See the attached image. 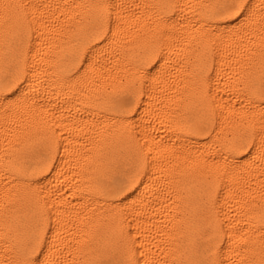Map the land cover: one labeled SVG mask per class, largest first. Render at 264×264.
I'll return each instance as SVG.
<instances>
[{
    "label": "snow or ice",
    "instance_id": "6c2138e0",
    "mask_svg": "<svg viewBox=\"0 0 264 264\" xmlns=\"http://www.w3.org/2000/svg\"><path fill=\"white\" fill-rule=\"evenodd\" d=\"M0 264H264V0H0Z\"/></svg>",
    "mask_w": 264,
    "mask_h": 264
}]
</instances>
